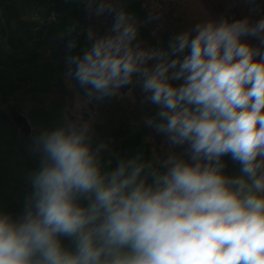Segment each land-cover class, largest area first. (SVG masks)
I'll list each match as a JSON object with an SVG mask.
<instances>
[{"label":"clouds","instance_id":"9594fccd","mask_svg":"<svg viewBox=\"0 0 264 264\" xmlns=\"http://www.w3.org/2000/svg\"><path fill=\"white\" fill-rule=\"evenodd\" d=\"M84 2L114 19L102 36L89 29V46L66 57V76L88 102L135 78L157 108L145 126L186 144L189 160L170 153L156 167L140 153L108 170V146L93 149L88 122L42 130L22 216L0 211V264H264V18L209 19L152 48L114 0ZM75 46L70 39L69 52ZM224 156L241 175L223 173Z\"/></svg>","mask_w":264,"mask_h":264},{"label":"trees","instance_id":"16d2710c","mask_svg":"<svg viewBox=\"0 0 264 264\" xmlns=\"http://www.w3.org/2000/svg\"><path fill=\"white\" fill-rule=\"evenodd\" d=\"M116 1L139 22L138 36L148 41L149 46L146 47L166 49L169 40L179 34L177 27L171 30L166 26L160 32L161 40L154 43L149 32L153 15L142 7L141 0ZM217 5L222 11V18L232 21L235 15L225 13L223 4ZM254 16L256 20L251 23L259 20V15ZM91 19L92 13L86 9L84 0H0V211L10 214L13 219L22 216L26 199L32 192L30 175L40 167V154L34 150V139L40 132L36 131L33 137L24 136L16 129L13 116L22 112L43 130H51L66 122L63 96L59 92L66 57L82 54L89 46L90 42L83 46L80 40L84 37L88 39ZM73 25L74 30L69 31ZM96 25L100 28L101 22L97 21ZM96 25L93 30L98 35ZM70 39L76 41L71 52L67 48ZM249 42L253 45L259 43L255 39H249ZM59 45L65 49V59L55 52ZM54 72L58 73V78L54 77ZM79 91L85 95L80 86ZM108 98L113 100L114 106L103 110L100 114L103 121L91 127L93 149L100 143L108 146L100 153L102 168L110 170L120 158L140 153L144 160L154 161V166L159 167L163 158L155 152L149 138L136 124L135 128L130 127L129 122L132 121L127 120L125 108L117 97ZM108 104H102L103 108ZM156 110L148 108L147 115H154ZM162 137L169 152L189 160L186 144L170 146ZM221 159L226 176L241 175L239 163L230 156ZM80 203L86 205L87 201L81 198ZM60 240L64 247L74 248L71 238L60 237Z\"/></svg>","mask_w":264,"mask_h":264},{"label":"rangeland","instance_id":"374dc122","mask_svg":"<svg viewBox=\"0 0 264 264\" xmlns=\"http://www.w3.org/2000/svg\"><path fill=\"white\" fill-rule=\"evenodd\" d=\"M114 3L118 8L121 7L116 0H114ZM217 4H223L224 7L222 9L225 13L229 15H232L233 13V15H235L231 20L247 17L251 23L253 20H256L254 14L259 15L257 19L264 16V0H141L142 7L148 12V14L153 15L149 32L154 43L161 40L160 32L166 26L170 27L171 30H175L174 27H177V30L180 33L192 29L199 22H204L209 19L218 21L222 18V11ZM108 15L109 14L97 16L92 13L93 19H91L92 26H90V29L95 36H102L111 28L114 18L113 15H111V17ZM97 21H102L104 23L103 31H98V35H96L93 30L94 24L96 25ZM96 27L98 28L97 25ZM138 40L142 47L149 46L148 41L143 40L141 36H138ZM64 75L65 79L63 80L59 92H61L60 95L63 96L62 106H64L65 109L66 107L71 109V112L64 111V119L66 121L79 120L88 122L91 127L93 124L101 123L103 119L100 117V114L103 110H108L110 106H114L113 100L107 97V100L103 99L97 101V103L95 102L94 114L83 118L79 113V110L83 109L89 111V102L83 92L79 91V86L76 85L75 80L69 79L66 76V73ZM131 86L130 89H120V94L115 97H117V101H119L121 106L125 108L127 120L132 121L129 122L131 125L130 127L135 128V124L139 126V130L151 141L155 152L158 153L161 159H165L164 156H168L171 153L169 152L165 140L161 134L156 133L152 128L146 127L144 123L145 118L148 117L147 109H156V106H153L150 102L145 100V93L141 91L139 84L135 83V78ZM99 103H110V105L108 104L106 108H103V105ZM92 104L94 106V103ZM73 111H75L76 117L71 119L70 116ZM69 112L70 116L68 115ZM19 113L25 115L22 112ZM19 113H15L13 121L16 129L23 134V132L26 131V127L21 123V117L17 118V114ZM109 113L113 114L112 112ZM34 122L35 121H31L27 117V123L30 130L28 135H31L32 137L36 131L41 132L43 130L39 124L36 125Z\"/></svg>","mask_w":264,"mask_h":264},{"label":"flooded vegetation","instance_id":"af4514ba","mask_svg":"<svg viewBox=\"0 0 264 264\" xmlns=\"http://www.w3.org/2000/svg\"><path fill=\"white\" fill-rule=\"evenodd\" d=\"M109 17H111V15L109 14L108 15ZM103 22L101 21V26H100V28H99V31L100 32H102L103 31ZM82 33V32H81ZM83 36H84V34L82 33L81 34V37L83 38ZM80 42H81V44L83 45V46H85L86 45V43H88V42H90L88 39H86L85 37L83 38V39H81L80 40ZM55 52H57L59 55H60V57L62 58V59H65V56H66V52H65V49H63V47L62 46H58V48L55 50ZM67 64L65 63V70L63 71V74H65L66 72H67ZM54 77H56V78H58V73L57 72H54ZM65 79V75H64V78H63V80ZM63 80H62V82H61V84L63 83ZM57 83V82H56ZM56 83H54V86L56 85ZM53 86V85H52ZM53 86V87H54ZM132 86L131 85H129V86H127L126 88H123V89H130ZM60 90H61V88H60ZM61 93V92H60ZM94 101V102H93ZM93 101H91L92 103H94V106H93V104L91 103V102H89L88 104H89V111H85V110H83V109H80L79 110V113L81 114V116H83V118H86V117H88V116H92L93 114H94V111H95V100H93ZM65 111H70L71 112V109H68L67 107H66V109H65ZM70 112L68 113V115L70 116ZM68 117V116H67ZM76 117V113H75V111H73V113H71V116H70V118L71 119H73V118H75ZM68 120H69V118H68Z\"/></svg>","mask_w":264,"mask_h":264},{"label":"water","instance_id":"95a60500","mask_svg":"<svg viewBox=\"0 0 264 264\" xmlns=\"http://www.w3.org/2000/svg\"><path fill=\"white\" fill-rule=\"evenodd\" d=\"M21 123L26 127V131L23 132V135L26 136L29 134L30 130H29V126H28V123H27V120L24 116H21Z\"/></svg>","mask_w":264,"mask_h":264},{"label":"bare ground","instance_id":"6f19581e","mask_svg":"<svg viewBox=\"0 0 264 264\" xmlns=\"http://www.w3.org/2000/svg\"><path fill=\"white\" fill-rule=\"evenodd\" d=\"M21 116H24V117L26 118V120H27V117H26L25 115H23V114H21V113L17 114V118H19V117H21Z\"/></svg>","mask_w":264,"mask_h":264}]
</instances>
